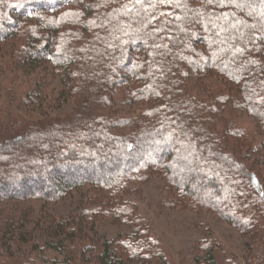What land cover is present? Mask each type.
<instances>
[{"label":"trees","instance_id":"obj_1","mask_svg":"<svg viewBox=\"0 0 264 264\" xmlns=\"http://www.w3.org/2000/svg\"><path fill=\"white\" fill-rule=\"evenodd\" d=\"M9 46L19 69L51 67L63 101L78 107L33 121L0 106V203L55 205L89 188L92 204L94 194L163 177L181 207L208 210L250 237L264 264V186L245 163L264 148V0H0V67ZM211 77L224 90L202 98L197 84ZM41 97L29 88L20 105ZM244 116L260 123L253 136ZM85 211L53 219L41 243L26 228L29 210H0V264H25L33 253L55 255L48 264L85 256L126 264L158 252L145 220L127 215L138 232L121 242L92 236L94 213ZM208 237L194 264H218L221 244Z\"/></svg>","mask_w":264,"mask_h":264},{"label":"rangeland","instance_id":"obj_2","mask_svg":"<svg viewBox=\"0 0 264 264\" xmlns=\"http://www.w3.org/2000/svg\"><path fill=\"white\" fill-rule=\"evenodd\" d=\"M16 43L18 45L15 50L18 51L24 40ZM10 46L4 50L1 59L4 66L0 67V106L8 105L14 115H23L33 121L46 120L47 116L59 118L70 116L78 106L73 100L63 101V86L59 76L49 66L36 70L19 69L18 64L15 63L13 51L9 50ZM206 82L197 84L199 86L195 89V93L201 95L202 98L208 96L211 91L221 89V86L224 90L225 84L218 77L208 78ZM36 86L37 91L40 89L42 94L39 104L33 107L20 105L19 99L29 88ZM239 124L244 129L250 130L252 136L256 127H260L259 122L247 116L242 117ZM261 133L263 132H256L255 142L262 143L260 142L263 138ZM256 150L253 149V151ZM241 151L247 152L246 149H241ZM255 153L257 154L250 156L245 160V163L259 173L264 186V148L263 151L260 150ZM259 157L262 159L258 160ZM255 160H257L256 163ZM90 192L91 189L83 188L55 205L35 199L14 200L0 203V210L5 208L29 210L26 228L35 230L34 235L43 236L41 243L46 241V229L53 219L77 217L84 215L85 210L89 209L92 210L94 216L86 215L85 228L95 237L106 235L111 240L116 239L123 242L126 236L132 238L138 232L127 215H132L137 223H144L145 220L146 226L151 227L154 237L149 243L153 245L151 246L153 248L157 244L158 249L156 251L158 252L148 253L140 261L129 259L126 264H161L163 260H166L167 264H194L195 259L201 258L203 255L199 245L202 241L209 239L208 235L210 238H216L221 244V249L216 252L218 264H228V260L231 259L242 262V264L257 263L256 254L259 249L253 247L254 245L252 246L250 237L208 210L192 209L188 206L181 207L180 203L171 198L166 187V180L163 177L153 176L147 181L136 183L128 193L122 195L116 192H111L103 197L94 194L91 196L94 199L92 204H88L89 201L87 200ZM110 202H113V206L109 209L117 211V213L107 212L106 208L110 206ZM117 202L122 208L120 211L117 210ZM206 228L210 229L211 234L205 231ZM87 241L84 239L81 243L84 245L90 243ZM25 247L27 246H23V248ZM39 255L33 253L30 260L25 261V264H48L45 260L55 257V255L50 256L48 253V255L46 254L47 257L42 259ZM76 264H96V261L90 256H85L79 258Z\"/></svg>","mask_w":264,"mask_h":264}]
</instances>
